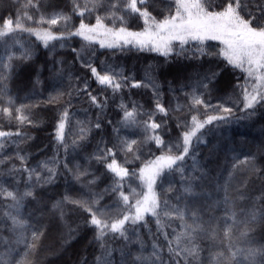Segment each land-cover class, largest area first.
<instances>
[{
  "label": "trees",
  "instance_id": "16d2710c",
  "mask_svg": "<svg viewBox=\"0 0 264 264\" xmlns=\"http://www.w3.org/2000/svg\"><path fill=\"white\" fill-rule=\"evenodd\" d=\"M168 2L170 0H152L149 10L157 19H162L168 14ZM24 3L25 0H0V25L7 18L15 21ZM33 3L38 8L26 9L33 17L32 20L24 19L26 27L46 29L48 24L37 21L40 16L51 18L54 13L71 16L67 24L61 22L53 26L51 30L54 33L73 31L80 23V17L72 12L73 0H33ZM260 3L264 0H248L249 10L255 12ZM97 14L106 15L103 10L92 15L86 13L84 22L94 24ZM126 21L129 30H143L141 19L129 16ZM105 23L113 26L112 20L106 19ZM115 26L119 27L120 22L116 21ZM15 35L30 51L31 58L14 59L10 72L0 67V74L5 76L0 82V108L9 106L13 112L11 121L0 114V130L15 132L19 129L27 138L9 137L4 148L0 149V189L21 195L30 190L33 195L22 200L18 212L10 208L11 200L0 195V264H18L20 261H29L30 264H104L105 261L107 264H153V245L163 249L161 255L166 264H171L167 241L157 231L155 218L146 217L149 221L147 226L126 225L127 240L118 236L113 238L109 234L105 237L104 248H101L96 240L97 230L88 223L90 213L85 207L69 201H92L102 196L97 207L109 208L110 216L116 218L121 208L115 205L120 201L117 194L105 192L113 185L114 178L102 162L93 158L98 146L116 150L118 162L123 163L125 153L118 149L119 142L136 140L138 143L133 148L139 159L128 154L130 163L125 166L138 172L144 163L162 154L160 148L146 139L143 121L148 119L147 114L154 113L158 123L163 121L157 132L165 144L182 142V133L186 130L184 124L190 123L191 115L197 114L188 108L193 93L206 104L215 106L223 103L232 107L235 115L202 130L204 134L200 142L193 140L189 155L183 162L184 171L166 173L162 180H158L157 191L167 190L171 185L172 190L168 192L170 203L185 209V220L190 223L189 214L195 211L200 220L216 230L215 235L209 234L214 238L197 241L200 257L191 264H226L225 258L231 255L228 241L223 238L226 227H230L233 233L232 251L264 248V107L257 106L248 112L239 110L243 106L240 90L236 87L237 83H243L239 69L232 68L215 55H201L196 52L195 44L187 46L188 50L183 55L177 56L174 52L164 57L132 46L123 50L100 48L98 44L84 48V42L74 36L64 41H53L54 48L51 45L45 48L35 36L19 31ZM203 47L206 53H215L222 45L206 41ZM11 51L16 57L21 56L19 46ZM3 56L4 49L0 48V58ZM85 59L91 60L102 73L105 67L114 68L129 82L147 83L151 79L158 86L159 102L168 109V115L155 112L157 96L151 85L124 87L116 93L111 88L102 90L89 69L83 66ZM216 62L221 68L213 76L210 68ZM85 81L92 95L100 101L106 99L103 109L92 106L86 93L77 92V89H83ZM203 84H207V88ZM238 101H241L239 107ZM122 104L128 110L136 106L139 113L137 123H122ZM177 105L180 111H176ZM21 106H25L30 118L36 121L34 125L15 122V109ZM65 108L70 113V124L66 129L69 146L66 150L57 148L55 140L56 122ZM204 111V107L199 106V112ZM208 111L211 113L212 110ZM97 121L100 128L94 127ZM77 122H82L90 131L86 139L73 147L71 141L78 131ZM19 156L26 157L23 165ZM53 158L56 160V172L49 183L43 182V178L48 176L44 169H39L42 177L39 182L35 174L29 179V172L23 170L24 167L35 169L41 162ZM77 169L86 171L87 175L77 180L74 175ZM93 180L94 183H89ZM129 184L137 192L143 191L139 187L140 181L133 179L125 181L126 194ZM186 184L191 185V194H185ZM9 211L23 219L24 227L17 228L12 224L6 215ZM169 223L171 226L166 224L163 232L169 234L168 239H174L173 230L180 232L182 221L174 219ZM246 230L247 236L242 235ZM33 232L39 233L34 249L29 247ZM221 252L223 257L218 255ZM244 256L245 253H239L233 264H250ZM100 257L103 259L98 260ZM261 259L264 257H256L257 261Z\"/></svg>",
  "mask_w": 264,
  "mask_h": 264
},
{
  "label": "snow or ice",
  "instance_id": "6c2138e0",
  "mask_svg": "<svg viewBox=\"0 0 264 264\" xmlns=\"http://www.w3.org/2000/svg\"><path fill=\"white\" fill-rule=\"evenodd\" d=\"M29 7H37L33 0H25L21 6L20 12L17 14V19L12 18L3 20L0 25V48L4 49V56L0 58V67L8 72L12 70V61L17 58L28 60L31 58L30 51L16 37V33H28L30 36H35L36 40L42 42L45 48H49L53 41H64L69 37H79L83 42L84 48L98 44L100 48L121 49L132 46L140 51L156 52L164 57H169L174 52L177 56L183 55L188 50L187 46L195 44L196 52L201 55H215L222 58L227 65L234 69H239L244 73L243 83H237L236 87L240 90L242 98V107L240 111L248 112L255 110L257 106L264 107V3L258 4L255 12L249 10L248 0H170L167 4L168 14L162 19H157L149 10L152 7V0H73L72 12L80 17L78 27L73 31L54 33L51 29L53 26L61 22L67 24L71 20V16L63 13H54L51 18L40 16L37 23H46L49 25L46 29H36L26 27L24 19L32 20L33 17L28 15L26 9ZM98 10H103L106 15H95V23L88 24L84 20L86 13L92 15ZM243 13V14H242ZM135 16L143 21L144 27L142 31H132L126 26V17ZM113 21V26L105 23V20ZM116 21L120 22V26L116 27ZM206 41H218L222 48L215 53H206L204 44ZM19 46L21 56L16 57L11 51L13 47ZM61 47L64 45L61 44ZM178 49V50H177ZM76 51V49H73ZM6 61V62H2ZM83 66L88 68L95 83L102 86V90L111 88L113 93L119 92L124 87L140 88L151 85L157 96L155 112L168 115V109L159 102L158 86L151 79L147 83L140 81L129 82L127 77H123L122 73L117 72L114 68L105 67L103 73L98 71L91 60H83ZM216 74L214 73L213 76ZM5 79L3 74H0V82ZM207 79V77H206ZM207 88V84H203ZM86 93L92 106L103 109L106 105L104 101L98 100L97 96L92 95L88 91V83L84 82L83 89H77V92ZM71 95V93H68ZM55 99V98H53ZM241 101L237 102L239 107ZM199 106H203L205 111L199 112ZM123 109L122 123L130 125L137 123L136 116L139 115L136 111V106L132 110H128L127 106L121 105ZM190 111L197 114L191 115L190 123L184 124L185 131L182 133V142L175 144H165L163 138L158 134L157 130L161 129L163 121L156 122L154 113H148V119L143 121L146 132V139L153 142L162 150V154L155 157L153 160L144 163L137 170L130 171L125 165L130 163L127 159L128 154H133L134 159H139V156L134 154V145H137L136 140H122L118 144V149L125 153V160L119 163L116 156L117 151L113 148H100L98 146L97 153L93 158L102 162L113 175L114 181L110 189H105V192L117 194L119 204L115 205L121 208V213L116 218L110 216V209L97 207L100 200L99 196L92 201L70 200L69 202L77 204L90 213L88 223L94 226L97 230L96 240L100 242L101 248H104L105 237L112 234L113 238L117 236L127 240L128 228L126 225L147 226L148 220L146 217L155 218L154 222L157 231L164 236L167 241L168 260L171 264H191V261L198 260L200 257V248L198 240L204 238H214L216 234L215 228L212 225H206L200 220L195 211L190 212V220H185V209L177 204L170 203L168 192L172 190L171 185L167 190L157 191L158 180H162L166 173L183 172V162L188 157L192 147L193 140L200 142L203 136V131L207 126L214 125L215 122L227 121L235 115L234 109L225 104H217L215 106L206 104L201 97L195 93L191 94ZM211 109V113L208 111ZM181 108L177 105L176 111ZM15 122L18 125L30 124L34 125L36 121L30 118V113L25 111V106L15 109ZM0 114L7 116L11 121L13 112L9 106L0 108ZM249 115L252 113L249 112ZM70 113L68 108H65L59 115L55 127V140L57 148L63 147L65 150L69 146L66 141V129L70 124ZM203 116V119L200 117ZM78 131L72 139L73 147L78 146L79 142L86 139L90 128L84 126L82 122H77ZM179 126V125H178ZM95 128H100L101 125L97 121ZM199 134V135H198ZM16 136L26 139L27 137L17 129L15 132L0 130V149H3L7 138ZM23 165L26 157L19 156ZM56 160L53 158L50 161H43L35 169L24 167L23 170L29 172V179H32L35 174V179L39 182V169L47 171L48 176L43 178L44 183L51 182L55 176ZM51 165V166H50ZM66 166V165H65ZM77 180L82 176L87 175L86 171L77 169L74 172ZM137 179L140 181L139 187L143 189L137 192L136 188L129 184V191L126 194L124 191L125 181ZM95 181H89L94 183ZM185 194H191L192 188L190 184L184 187ZM0 195L12 201L10 208L19 211L22 200L25 197H31L32 191H25L22 195L18 192L7 191L0 189ZM68 200V197H65ZM134 200V202H133ZM59 206V205H57ZM11 218L12 224L17 228L24 227L25 222L18 215H13L11 211L6 213ZM179 219L182 221L181 231L173 230L174 239H168V233L163 232L166 224L170 227V221ZM254 219V217H253ZM135 231V228H133ZM214 234L210 236L209 234ZM247 236V230L242 234ZM233 233L230 227L223 230V238L228 241V251L230 257L225 258L226 264H233L237 255L241 252L245 253L244 258L250 261V264H264V259L256 260L257 256L264 257V248H248L236 249L232 251ZM39 239V233H32V243L30 248L34 249L36 241ZM163 249L157 245H153V264L158 261L159 264H166L161 255ZM107 253V249H105ZM223 257V253L218 254ZM103 257L98 258L102 260ZM139 259V258H138ZM18 264H30L29 261H20ZM104 264H107L105 261Z\"/></svg>",
  "mask_w": 264,
  "mask_h": 264
},
{
  "label": "rangeland",
  "instance_id": "374dc122",
  "mask_svg": "<svg viewBox=\"0 0 264 264\" xmlns=\"http://www.w3.org/2000/svg\"><path fill=\"white\" fill-rule=\"evenodd\" d=\"M216 42H218V41H216ZM219 43V42H218ZM221 45V44H220ZM222 47H223V45H222ZM212 67L210 68V73H212L213 72V74L215 73V74H217V72L220 70V65H219V62H216V64H212L211 65ZM210 67V66H209ZM242 78H244V74L242 73ZM225 82V81H224ZM217 86L218 87H221V84H218L217 83Z\"/></svg>",
  "mask_w": 264,
  "mask_h": 264
}]
</instances>
